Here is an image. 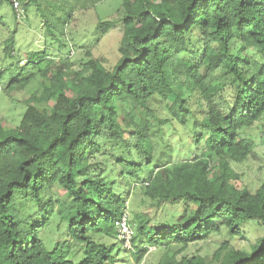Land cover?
<instances>
[{
  "label": "trees",
  "instance_id": "trees-1",
  "mask_svg": "<svg viewBox=\"0 0 264 264\" xmlns=\"http://www.w3.org/2000/svg\"><path fill=\"white\" fill-rule=\"evenodd\" d=\"M15 1L19 16L0 4L16 22L38 17L45 50L1 49L0 93L36 87L18 126L0 124V264H128L124 214L136 264L150 249L157 264H264V179L238 188L233 169L257 157L245 135L264 117V0H120L114 20L95 15L102 0ZM117 27L108 69L92 50ZM174 126L190 138L182 152L163 135ZM134 190L144 211L128 212ZM248 223L263 234L234 248ZM214 236L210 258L182 254Z\"/></svg>",
  "mask_w": 264,
  "mask_h": 264
},
{
  "label": "rangeland",
  "instance_id": "rangeland-1",
  "mask_svg": "<svg viewBox=\"0 0 264 264\" xmlns=\"http://www.w3.org/2000/svg\"><path fill=\"white\" fill-rule=\"evenodd\" d=\"M119 4L120 0H102L96 5L95 15L101 19L114 20L122 14ZM92 14V11H89L83 16L84 20L82 19V22H85L86 31L83 28L84 24H82V22L79 24L80 28L70 30L72 35L75 34L72 37L75 40L70 42L72 46L70 54L74 52V55L71 57L73 58L72 60L78 56L76 47L80 44L78 43V40L81 39L82 34H85L88 37L87 41L90 40L89 33H93L94 29L91 28L93 25ZM44 36V30L41 27L40 20L38 17L32 16L30 11L27 13L23 21L16 22L13 18L9 4L6 2L0 4V54L5 40L9 39L14 45L16 56L20 59L25 58V54L28 52H43L45 50ZM120 38L121 31L117 27L116 29L110 31L92 50L93 57L100 60L101 63H103L108 69H111L119 58L117 49ZM65 53L66 51L63 52L64 55ZM11 62H13V60H11ZM22 63L23 61L21 64ZM8 65L9 61L0 57V67H7ZM8 76L9 75H6L3 84H5L7 79L10 77ZM35 87L36 85H32L31 87L28 86L26 90L16 92L11 96L4 92L0 93V124L4 129H14L18 126L21 115L25 109V101L29 98ZM191 109L194 111L197 118L201 117V110L198 108V104L192 103ZM176 128L177 127L174 126V131L172 129V135H166V133L163 135H165V139H171V144L175 150L182 152L185 149V143L189 142L190 138L185 134V132ZM245 136L250 137L254 142L257 157L255 160H251L250 162L233 165V169L240 177L236 186L238 188H246L251 192H255L264 179V117L251 130L247 131ZM178 157L181 158L182 155L179 154ZM135 188H138V186ZM145 206L147 205L139 195V190L132 191L128 202V212L132 210L136 212L144 211L146 209ZM244 233L246 234L247 239L229 240L231 246L239 250H247L248 245L253 243L255 238L263 234L262 229L258 228L254 223L246 224L244 227ZM221 241V237L214 236L209 241L190 245L182 254L187 256L199 255L210 258V256L219 247ZM150 251L151 253L148 254L140 264H157L161 253L158 250L154 251L153 249H150ZM120 258L122 260H126L128 264H136L131 255L126 251L120 253Z\"/></svg>",
  "mask_w": 264,
  "mask_h": 264
},
{
  "label": "built area",
  "instance_id": "built-area-1",
  "mask_svg": "<svg viewBox=\"0 0 264 264\" xmlns=\"http://www.w3.org/2000/svg\"><path fill=\"white\" fill-rule=\"evenodd\" d=\"M13 8L16 10L17 16H19L22 11L19 10V5L15 0H13ZM133 232L128 226L127 215L124 214L117 224V239L120 241L121 246L124 250H131V238Z\"/></svg>",
  "mask_w": 264,
  "mask_h": 264
},
{
  "label": "clouds",
  "instance_id": "clouds-1",
  "mask_svg": "<svg viewBox=\"0 0 264 264\" xmlns=\"http://www.w3.org/2000/svg\"><path fill=\"white\" fill-rule=\"evenodd\" d=\"M117 240H118V239H117ZM118 242H120V241L118 240ZM120 247H121V249H123L122 246H121V243H120ZM123 250H124V249H123ZM125 251H126V250H125Z\"/></svg>",
  "mask_w": 264,
  "mask_h": 264
}]
</instances>
